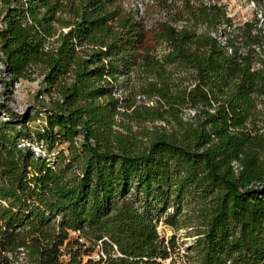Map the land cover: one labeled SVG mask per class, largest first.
Here are the masks:
<instances>
[{"label":"trees","instance_id":"1","mask_svg":"<svg viewBox=\"0 0 264 264\" xmlns=\"http://www.w3.org/2000/svg\"><path fill=\"white\" fill-rule=\"evenodd\" d=\"M133 2L0 0L7 86L49 98L0 120V264H264V22Z\"/></svg>","mask_w":264,"mask_h":264},{"label":"rangeland","instance_id":"2","mask_svg":"<svg viewBox=\"0 0 264 264\" xmlns=\"http://www.w3.org/2000/svg\"><path fill=\"white\" fill-rule=\"evenodd\" d=\"M134 0H125L126 7L133 6ZM214 3H219L227 9L228 16L233 20L235 26H241L246 22H257L256 16L261 10L257 9L251 0H206ZM262 22H260V25ZM2 24L0 22V28ZM0 56V108L4 111L0 112V120H7V113L10 112L17 116H25L26 119H31L28 126L33 129L40 128L46 125L45 109L49 102V98L45 95L41 96L42 76H34V80H21L17 84L8 85L9 77L3 73L4 66ZM260 64V63H259ZM151 105V104H150ZM33 150H42L43 142L30 143ZM44 147V146H43ZM44 151V148H43ZM171 211V210H170ZM158 230L168 239L175 235L178 251L181 255L186 253L187 247L194 241L193 237H188L189 230L173 231L171 228L160 223Z\"/></svg>","mask_w":264,"mask_h":264},{"label":"built area","instance_id":"3","mask_svg":"<svg viewBox=\"0 0 264 264\" xmlns=\"http://www.w3.org/2000/svg\"><path fill=\"white\" fill-rule=\"evenodd\" d=\"M251 2H252V4L254 5V6H256V3L254 2V0H251ZM257 7V6H256ZM257 18L260 20V22H264V13L261 11V12H259L258 13V15H257ZM258 51H259V49H257ZM263 58H264V55L262 56ZM258 66H260V64H258ZM25 145H28V146H31L29 143H27V142H23L22 143V145L21 146H25ZM37 154H42V153H44V151H43V146H42V150H39V149H36V150H34Z\"/></svg>","mask_w":264,"mask_h":264}]
</instances>
